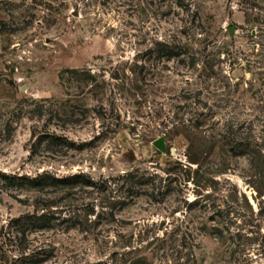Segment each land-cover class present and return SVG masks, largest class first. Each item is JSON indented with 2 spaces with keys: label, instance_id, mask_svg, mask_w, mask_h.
I'll use <instances>...</instances> for the list:
<instances>
[{
  "label": "rangeland",
  "instance_id": "374dc122",
  "mask_svg": "<svg viewBox=\"0 0 264 264\" xmlns=\"http://www.w3.org/2000/svg\"><path fill=\"white\" fill-rule=\"evenodd\" d=\"M0 264H264V0H0Z\"/></svg>",
  "mask_w": 264,
  "mask_h": 264
},
{
  "label": "water",
  "instance_id": "95a60500",
  "mask_svg": "<svg viewBox=\"0 0 264 264\" xmlns=\"http://www.w3.org/2000/svg\"><path fill=\"white\" fill-rule=\"evenodd\" d=\"M153 144L159 150L164 151V143L162 138L156 139L155 141H153Z\"/></svg>",
  "mask_w": 264,
  "mask_h": 264
}]
</instances>
